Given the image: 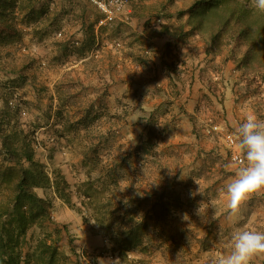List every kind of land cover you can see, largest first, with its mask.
Returning a JSON list of instances; mask_svg holds the SVG:
<instances>
[{
    "label": "trees",
    "instance_id": "16d2710c",
    "mask_svg": "<svg viewBox=\"0 0 264 264\" xmlns=\"http://www.w3.org/2000/svg\"><path fill=\"white\" fill-rule=\"evenodd\" d=\"M65 2L70 4L74 0H0V60L12 56V52L16 51V47L12 51L6 50L5 34L22 31L20 28L23 30L26 28L25 30H29L27 32L33 34L39 31H48L52 35L63 34L66 38L60 43L62 48L52 59L59 61L60 65L78 50L99 52L103 47V38L126 42L130 51H135L134 46L137 42L145 49L142 52L141 49H137L142 57L136 62L142 66V70L137 76L133 74L139 84L138 91L134 94L137 103L131 111L136 114L135 124L145 123L147 126V138L118 159L114 166L106 171L102 183L95 184L96 181L88 174L87 179L72 188L60 168H55L53 176H50L44 163L35 157L32 145H41L45 148L49 145L48 148L53 153L72 141L65 125L71 122L68 107L79 101L77 92L74 94L76 88L72 83L74 80L65 75L60 83L55 84L58 104L52 119L48 113L51 104L43 114L41 104L24 97L15 98L12 92L6 93L1 99L3 104L0 102V264H77L76 260L73 261L60 251V242L63 232H67V227L57 224L53 217L52 198L41 196L38 193L39 189L53 190L59 199L80 215L84 223L99 227L108 242L113 244V252L119 264H154L153 259L162 245L157 244L154 237L149 235L150 222L153 231H156L160 223H166L168 217L176 216V210H181L184 206V199L181 191L175 189V177L168 174L170 163L163 162L161 153L154 149L156 146L154 139L156 138L158 142L168 134L167 125L170 122L166 121L164 126L160 127L157 120L160 114L167 112L172 101L170 102V98L165 95L164 89L154 88L150 91L149 81L145 77L142 78L144 73L152 71L147 56L149 49L154 48V45L147 40L145 42L144 38L149 35L151 27L157 26L155 19L158 18L159 26L164 24L163 15H168L171 9L167 2L174 4L175 1L159 0L157 5L151 7L142 5L145 11L153 8L160 13L157 18L146 21L144 35L137 34L118 21L107 23L111 26H100L95 29V25L104 16L101 13V17H98L95 10L88 18L83 15L77 17L72 13L74 10L61 17L60 6L64 7ZM248 6L240 0H191L185 13L178 10V27L173 29L169 25H163L159 33H168L174 41L183 40V44H188L186 45L188 51L185 54L192 59L194 57L198 59L197 55L202 52L207 62L215 63L212 66L213 70L216 63L231 61L234 70L241 73V79L238 81L241 94L256 93L258 86L255 73L264 69V13L257 11L253 6ZM91 15H94L93 18ZM79 21L81 24L76 28V22ZM61 23L65 27L62 32L59 31ZM259 24L261 31L253 32L251 27L253 25L258 27ZM78 31L82 33L83 39L80 46H75L73 36ZM126 38L130 41H126ZM167 45L171 48L172 44ZM179 62L170 59L162 61L170 93L174 92L176 96L182 94V91L185 92L186 88L189 89V86H193L198 79L196 72L202 68L199 61L190 69L185 67V59L181 64ZM146 96L148 100L160 97L163 100L162 104L155 103L152 109H146V101H143ZM165 96L167 99L164 101ZM103 97L105 95H102L99 107L90 100L86 101L81 107L83 115L76 122L86 130L85 138L90 140L88 143L90 145L94 144L92 140L102 141L108 136L111 141L115 140L121 128L118 124L120 116L114 115L107 120L109 134L103 135L100 129L103 126L102 118L108 114L107 99L104 100ZM259 101L263 103L264 99ZM31 109L38 110V114L32 121L24 120L22 115ZM127 111L128 109L121 120L126 119ZM191 118L196 120L192 115ZM93 124L96 127L94 130L91 129ZM74 125L71 123V126ZM194 132L199 134L197 129ZM90 133L94 134V139L90 138ZM212 136L208 139H212ZM175 155L173 163L181 161L179 152ZM135 159L144 161V170L135 165ZM221 162L222 159L217 153H210L204 159L202 167L189 174L187 183L192 182L195 174L198 179L208 180L212 167ZM148 166L156 167L160 175L155 178L149 177L148 186L151 188L147 191L141 189L138 184L142 177L148 176ZM138 168L142 177L140 174L135 175L136 170L139 173ZM219 173H222L220 168L214 172L215 175ZM159 179L168 182L170 188L161 186L160 182L158 183ZM122 181L125 182L124 189H128V194L121 193ZM189 192L193 194L194 191ZM74 196L76 202L73 201ZM251 215L252 209L249 208L243 214L242 224L248 222ZM206 237L198 238L188 228L178 231L174 223L163 242L168 250H175L182 242L189 247L198 245L200 251H205L211 246ZM166 258L164 257V260Z\"/></svg>",
    "mask_w": 264,
    "mask_h": 264
},
{
    "label": "rangeland",
    "instance_id": "374dc122",
    "mask_svg": "<svg viewBox=\"0 0 264 264\" xmlns=\"http://www.w3.org/2000/svg\"><path fill=\"white\" fill-rule=\"evenodd\" d=\"M157 1L159 0H124L122 12L112 21L104 23L99 21L95 25V29L118 21L137 34L144 35L146 21L157 18L160 13L153 8L145 11L142 5L151 7L157 5ZM174 1V4L167 2L171 9L168 15L162 17L164 24L159 26L158 18L155 19L157 26L151 27L149 35L144 38L145 42L149 41L154 45V48L149 49L147 56L152 71L144 73L142 78L145 77L149 81L150 91H153L154 88L164 89L165 95L170 98V102L172 101L168 105L167 112L163 115L160 114L161 116L157 120L160 127H163L166 121L170 122L167 125L168 134L158 142H156V138L154 139L156 145L154 149L161 153L163 162L170 163V168L167 171L168 174L175 177V189L181 191L184 206L181 210H176V216L168 217V222L160 223L156 231H153L150 222L149 235L154 237L157 244L162 245L153 259L154 264H207L209 256L227 254L230 250L229 237L235 230L251 229L264 232V190L252 194L241 205L239 214L235 216L229 215L226 211V197L222 191L224 186L232 180L235 170L239 166L229 157L230 147L225 140V134L231 133L235 136L238 125L249 114H255L258 118L264 119V101L263 103L259 101L264 99V69L255 73L258 92L245 95L241 94L238 85L241 73L234 70V64L231 61L216 63V67H219L217 69L215 67L213 70L212 66L215 63L207 62L202 52L197 55L198 59L188 57L185 54L188 51L186 46L188 44H183V40L174 41L168 33H159L163 25H169L173 29L178 27V10H183L185 13L191 3V0ZM240 2L246 3L249 5L248 7L253 6V0H240ZM60 9L61 17L72 10H74L72 13L77 17L83 15L85 18L93 14L94 10L95 13H98V17H101V13H103L92 0H74L70 4L65 2V6H60ZM94 15L91 17L93 18ZM80 24V21L76 22V28ZM60 25L59 31L62 32L65 27H63V23ZM108 26L111 25L106 27ZM20 29L22 31L7 32L4 36L6 50L12 51L16 47V51L12 52V56L0 60L1 104H3L1 99L6 96L5 94L12 92L15 98L24 97L41 104L43 114L51 104L48 113L52 119L58 104L55 84L60 83L65 75H69L74 80L72 83L76 86L74 94L76 95L77 92L79 98L74 106L68 107L71 122L65 125L72 141L69 145H64L53 153L50 152L49 145L46 148L41 145H32L35 157L44 163L50 176H53L55 168H60L72 188H75V185L80 181L87 179L88 174L96 181L95 184L102 183L106 171L110 170L125 153L133 150L147 138V126L145 123L135 124L136 114L131 111L137 103L134 94L137 93L139 84L133 74L137 76L142 70V66L136 62L138 58L142 57L137 49H141L142 52L145 48L136 42L135 51H130L126 42L103 38V47L99 52L92 50L80 52L78 50L75 55L70 56L60 65L59 61L52 59L62 48L60 43L66 38L63 34L52 35L48 31H39L33 34L27 32L29 30H25L26 28ZM261 29L260 24L258 27L255 25L251 27L253 32H260ZM73 37L75 46H80V41L83 39L82 33L78 31ZM126 41H130V39L126 38ZM168 43L172 44L171 48L168 47ZM165 59L180 61V64L185 59L187 69H190L198 61L202 65L201 70L196 72L198 79L193 86H189V89L186 88L185 92L182 91V94L176 96L174 92L170 93L169 82L162 68V61ZM194 59L196 60L194 61ZM102 95H105L104 100L107 99L108 113L102 118L103 126L100 129L103 135L109 134L107 120L114 115L120 116L118 124L121 128L115 140L111 141L109 136H104L105 139L103 138L102 141L92 140L94 144L90 145L88 144L90 140L85 138L86 130L76 122L83 115L81 107L86 104L85 102L90 100L99 107ZM165 99H167L166 96L164 101ZM143 101H146V109H152L155 103L162 104L163 100L160 97L148 100L146 96ZM127 109L126 119L121 120ZM37 111L36 109H31L29 112L26 110L22 118L32 121L38 114ZM257 111L258 113H256ZM191 115L196 120H193ZM49 121L52 120L49 119ZM71 123L75 125L71 126ZM214 126H218V129H214ZM31 128L33 129V127ZM91 129H96L94 124ZM196 129L199 134L194 132ZM39 131L41 133V130ZM90 135V138L94 139V134L90 133ZM211 136L212 139H208ZM235 150L238 151L237 148ZM178 152L181 161L173 163L175 154ZM213 152L221 157L222 162L212 167L210 178L208 180L198 179L195 174L192 177V182L187 183L189 174L200 169L204 159ZM145 157L146 155L143 159ZM146 159L148 161V158ZM135 160V165L144 170V161ZM148 167V176L145 177H142L139 168V173L137 170L135 171L136 176L140 174L142 177L138 185L147 191L151 188L150 185L148 186L149 177L155 178L160 175L156 167ZM218 168L222 170V173L215 175L214 172ZM158 183L167 189L170 188L168 182L159 179ZM186 184L189 186L187 187ZM101 187L104 186L101 185ZM124 188L125 182L122 181L121 193L128 194V189ZM190 190L194 191L193 194H190ZM38 193L41 196L52 198L54 219L59 226L66 225L67 227V232H63L60 242L62 253L73 261L76 260L77 264H119L118 258L113 252V244L108 242L99 227L84 223L80 215L59 199L53 190L39 189ZM151 195L154 198L152 192ZM73 201L76 202L75 196ZM198 208L200 215L197 214ZM249 208L252 209V215L248 222L242 224L243 214ZM184 214H187L188 220L183 219ZM174 223L178 231L188 228L198 238L202 239L207 236L206 238L211 242L210 249L200 251L198 245L189 247L180 242L175 250H168L163 240ZM134 255L133 253L132 256ZM164 257H167L166 260ZM250 264H264V254L255 255Z\"/></svg>",
    "mask_w": 264,
    "mask_h": 264
},
{
    "label": "clouds",
    "instance_id": "9594fccd",
    "mask_svg": "<svg viewBox=\"0 0 264 264\" xmlns=\"http://www.w3.org/2000/svg\"><path fill=\"white\" fill-rule=\"evenodd\" d=\"M253 7L264 13V0H253ZM236 148L241 163L232 180L224 186L225 207L229 215L239 214L241 205L252 194L264 190V119L247 115L236 129ZM200 215V209H197ZM188 220L187 214L183 216ZM230 250L225 255L209 256L207 264H250L258 254H264V232L237 229L229 237Z\"/></svg>",
    "mask_w": 264,
    "mask_h": 264
},
{
    "label": "built area",
    "instance_id": "2783aa9c",
    "mask_svg": "<svg viewBox=\"0 0 264 264\" xmlns=\"http://www.w3.org/2000/svg\"><path fill=\"white\" fill-rule=\"evenodd\" d=\"M93 3L104 13V18L100 20V23L112 21L118 14L122 12L124 0H92ZM214 129H218V126H214ZM225 140L230 147L229 157L232 161L238 165L241 163V157L236 148V137L231 133L225 134ZM89 263V262H88ZM93 264V263H89Z\"/></svg>",
    "mask_w": 264,
    "mask_h": 264
},
{
    "label": "crops",
    "instance_id": "0c3cea01",
    "mask_svg": "<svg viewBox=\"0 0 264 264\" xmlns=\"http://www.w3.org/2000/svg\"><path fill=\"white\" fill-rule=\"evenodd\" d=\"M85 258V257H84ZM87 262H88V260H87Z\"/></svg>",
    "mask_w": 264,
    "mask_h": 264
}]
</instances>
